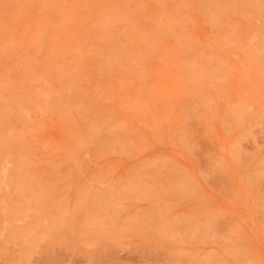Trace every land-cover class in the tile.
<instances>
[{
  "label": "rangeland",
  "instance_id": "rangeland-1",
  "mask_svg": "<svg viewBox=\"0 0 264 264\" xmlns=\"http://www.w3.org/2000/svg\"><path fill=\"white\" fill-rule=\"evenodd\" d=\"M0 264H264V0H0Z\"/></svg>",
  "mask_w": 264,
  "mask_h": 264
}]
</instances>
